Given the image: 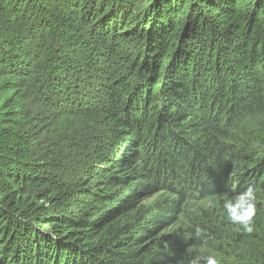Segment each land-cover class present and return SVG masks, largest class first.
<instances>
[{"label":"trees","instance_id":"16d2710c","mask_svg":"<svg viewBox=\"0 0 264 264\" xmlns=\"http://www.w3.org/2000/svg\"><path fill=\"white\" fill-rule=\"evenodd\" d=\"M90 44L89 82L75 69L73 101L52 113L46 77ZM7 79L63 129L31 136L26 156L0 130V264H264V0H0L4 127ZM249 187L251 234L223 209ZM163 191L177 200L138 207Z\"/></svg>","mask_w":264,"mask_h":264},{"label":"rangeland","instance_id":"374dc122","mask_svg":"<svg viewBox=\"0 0 264 264\" xmlns=\"http://www.w3.org/2000/svg\"><path fill=\"white\" fill-rule=\"evenodd\" d=\"M113 19V16H112ZM87 53L88 55L85 57H80L79 59L75 60V68L72 69L73 72H71V70H67L66 71V75L65 77L62 78H57L54 79V75H56V73L58 74L57 70H53L52 71V75H48L46 77V94H47V99L50 102V106L53 108V112H56V109L58 108V106H60V108H66V104L65 102H59V100H67L69 99L70 101H73L74 98H72L71 96L74 94V86H75V82L73 79V75H74V70L78 69L79 72L76 73L77 76H79L80 78H82L85 82H89V75H88V70L89 68L92 66L94 61H97L96 58V52L94 49V44H90L87 47ZM38 65V64H36ZM39 67V65H38ZM38 67H35L34 69H30V71H32V76H36L37 75H41L40 74V69ZM5 68V66H4ZM42 76V75H41ZM143 77H141L140 80H142ZM81 87V86H80ZM1 88L2 89H15V95L12 99V113L7 117V119L5 118V114L2 117L1 121H5L8 120L10 121V123L7 126H1L0 125V130L4 131V133H2L3 135V139L6 140L8 139V137L10 135H13V143L15 144L13 147L10 146V148L12 150H15L17 152V155H21V156H26V151L27 150V145H30V138L31 136H41V137H48V138H52L53 136L57 135V134H53V132L55 130H62L63 126L59 125L58 123H56L55 121H53L55 118L51 117V112L47 109V108H43L41 107L42 104L41 102L35 98L33 92H30L29 89L27 88V84L25 82H21L19 81V79H17V81H15L14 83L10 81V79H7L5 81L1 82ZM97 91V90H95ZM31 102V104H30ZM84 105H87L86 102H84ZM83 105V106H84ZM31 106V110H29V107ZM37 106V107H35ZM92 108V106L90 107ZM29 111H32L31 113ZM27 114L28 118L26 117L23 121V115ZM28 119V120H27ZM75 124H77V127H82L85 125V122H76ZM4 128V129H3ZM78 128V129H79ZM70 129V125L66 124L65 125V130ZM44 131V132H43ZM5 135L7 138H5ZM25 141V143L28 141V144L23 145L22 142ZM68 145L67 143L61 144V145ZM101 144V142H100ZM6 143L5 142H0V146L3 147L5 146ZM61 145H59L61 147ZM86 151H90L89 152V158L87 159L89 161V163L92 162H98V155H99V148L96 149L97 150V154L93 153V148L91 147H86L85 148ZM104 167V166H103ZM44 171V170H42ZM85 182H82V185H84ZM6 187L9 188H14V186L10 183H6ZM148 196V195H146ZM146 196L143 197V200L138 201V207L142 208L143 210H146L147 207L152 206L154 203L156 202H161V203H166V198L168 199H173V200H177V198L175 197H171L170 194H168L167 192L163 191L160 193H157L156 195H154L151 198H145ZM195 197L192 196V199H189L190 201H185L182 203V207L184 209V212H189L194 206H201L202 204H199L198 202H196V200L194 199ZM40 204V203H39ZM41 205V204H40ZM193 210V209H192ZM180 222H182L181 224H185L187 223V219L184 218L183 216H180L179 218H177ZM176 220V218L173 217L174 221ZM174 229V226L172 225V222L169 223V226L167 229L165 230H161L158 232L157 236V240L160 241H165L168 239V237L170 236V233L172 232V230Z\"/></svg>","mask_w":264,"mask_h":264},{"label":"clouds","instance_id":"9594fccd","mask_svg":"<svg viewBox=\"0 0 264 264\" xmlns=\"http://www.w3.org/2000/svg\"><path fill=\"white\" fill-rule=\"evenodd\" d=\"M223 209L227 220L231 224L240 226L244 232L249 234L255 230L254 218L257 214L256 194L251 187L226 199L223 202ZM200 231L201 229H196L197 233ZM204 261L205 264H218L217 259L212 255L204 257ZM191 264H196V261H192Z\"/></svg>","mask_w":264,"mask_h":264}]
</instances>
